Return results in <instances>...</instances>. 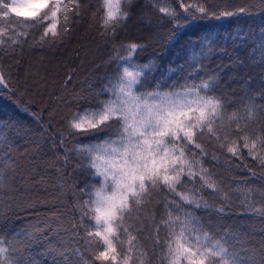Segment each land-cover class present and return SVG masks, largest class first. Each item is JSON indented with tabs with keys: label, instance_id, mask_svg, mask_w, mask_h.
<instances>
[{
	"label": "snow or ice",
	"instance_id": "1",
	"mask_svg": "<svg viewBox=\"0 0 264 264\" xmlns=\"http://www.w3.org/2000/svg\"><path fill=\"white\" fill-rule=\"evenodd\" d=\"M149 3L156 6V0ZM134 5L135 0H101L102 35L115 37L117 30L126 26ZM231 5L232 0H221L218 6H210L209 0L187 3L180 0V13L168 6L158 7L172 25L168 43L179 40L205 21L264 14V0L259 4ZM81 6V0H0V23L4 25L0 27V48L6 45L4 37L10 41V47L21 43L31 28L41 25L43 32L36 43L42 46L49 36L54 42L61 36V20L66 34L70 13L79 15ZM22 8L34 10L25 13ZM228 39L237 47L251 41L253 57L264 66V23L248 28L247 32L241 29L230 33ZM145 48L143 42L136 41L114 45L109 62H115V72L106 77L101 89L93 91L95 106L73 111L66 131L59 133L58 141H53V147L58 143L63 152L57 160L64 167L71 165L75 154L95 181L86 182L79 193L73 190L74 209L79 213L71 226L73 239L82 240L84 250L99 264H151L138 239L141 233H146L154 255L158 248L163 250L160 259L164 264H264V240L257 259L255 252L247 247L244 233L223 225L220 220L213 221L208 215L215 213L222 219L231 214L228 205L232 201L226 191L230 186L220 178L219 167L225 166L229 171L246 168L241 148L264 166V132L249 135L246 131L250 122H257L258 113L264 112V104L257 103L264 100V91L245 92L237 110L227 111L231 101L223 94L217 95L222 90L220 77L207 69L213 56L228 54L227 48L217 45L210 31L194 33L181 62L170 65L159 77L156 60L144 63L137 60ZM0 89H9L3 70H0ZM74 99L77 103H90L87 96L78 95ZM30 115L39 119L34 113ZM12 124L11 120H0V145L6 143L2 130ZM233 130L240 133L238 138L233 136ZM77 137L92 139L73 142ZM205 137L213 142L212 147L231 154L230 157L222 159L206 148L202 143ZM6 156L7 152L0 156V191L8 188L4 180L7 169H14L12 161L5 160ZM205 159L215 162L211 170L205 167ZM236 160L241 163L236 164ZM80 167L81 164L74 166ZM246 170L251 178L264 181V171L258 174ZM236 190L246 197L241 202L245 212L264 217V205L257 207L256 202L247 199L252 193L261 197L264 193L255 188ZM204 191L221 203H210L204 198ZM154 193L164 194L159 220L150 207ZM80 196L87 198L81 200ZM197 210H203L206 215L202 218ZM4 217V203L0 200V219ZM145 218L150 221L147 229ZM161 230L165 234L163 240ZM44 233L59 236L58 230L47 224L43 229L36 226L32 231L13 233L8 240L0 234V264H35L18 245L43 241ZM94 238L102 241V250L92 251ZM118 244L126 245L123 251L118 249ZM45 251L51 256L52 264H73L70 256L79 257L81 264H90L79 248Z\"/></svg>",
	"mask_w": 264,
	"mask_h": 264
},
{
	"label": "trees",
	"instance_id": "2",
	"mask_svg": "<svg viewBox=\"0 0 264 264\" xmlns=\"http://www.w3.org/2000/svg\"><path fill=\"white\" fill-rule=\"evenodd\" d=\"M179 2L180 0H156V6L154 7L149 3V0H135V5L131 11L126 26L118 29L115 37H106L105 35H102V17L104 10L101 6V0H81L82 6L79 15L70 13L69 30L66 34L63 32V20H61L59 26L61 36L54 42H52L53 38L49 36L46 38L42 46L36 43L43 32V25L31 28L28 31L27 37L21 38V43L10 47L8 46L10 41L7 37H4L6 45L3 48H0V70L4 71L5 76L9 81V89H0V120H11L13 124L2 130L6 143L0 145V156L7 152L8 156L5 157V160L10 159L14 165V169H7L4 177V180L8 185L7 190L0 191V200L3 201L5 208V217L4 219H0V234L4 236L5 240L10 239L13 233L32 231L36 226H40V228L43 229L44 225L47 224L53 229L58 222L59 225L63 223L66 231L62 233L63 235L59 233V235L62 236L59 237L64 240L65 247L68 249L79 248L83 252L85 260H88L90 264H99V262L93 260L92 255L88 251L84 250L82 240L79 238L73 239L71 227L75 222V219L79 216V213L74 209L76 198L73 196V190L79 193V190L84 187L86 182L95 183V181L88 176L81 161L75 156V154L72 155L71 165L64 167L62 161L57 160L58 156H63V152L58 143L53 147V141H58L60 138L59 133L66 131L67 120L71 117L73 111L95 106L96 97L93 95V91L101 89L107 82L106 77L113 75L115 72V62H109V58L113 55L114 45L119 46L122 42L126 43L129 41L143 42L146 45V48L139 54L137 60L140 63L147 62L149 59L156 60L158 66L156 75L159 77L160 74L165 72L170 65H176L181 62L185 55L184 49L188 47V41L194 33L199 34L204 31H210L216 39V44L223 45L227 48V55H215L207 65L209 71L217 73L220 77L222 90L221 92H218L217 95L223 94L226 100L231 101L227 104V111L231 113L232 111L237 110L241 97L245 95V92L259 94L264 91V66L253 57L252 42L249 41L248 44L237 47V45L233 44L232 41L228 39L230 33H237L241 29H244L247 32L248 28H257L260 26L264 23V14L256 15L254 17L205 21L202 22L200 27L194 28L179 40L169 44L167 38L172 30V25L164 14L158 11V7L168 6L175 9L177 13H180L182 9L179 7ZM184 2L187 3L189 0H184ZM259 2L260 0H232L231 6L239 7L245 3L259 4ZM219 4L220 2H217L216 0H209L210 6H218ZM42 11H46V9H42ZM3 26L4 25L0 23V27ZM78 33L79 35L88 33L91 39L95 35L96 43L102 45V57L100 58L102 64L94 70V78L88 90L90 94L88 97L90 103H84L83 101L79 103H71L72 110L70 111V115L67 120L62 122V125H60L61 127L59 128H56L55 124H48L44 117L38 113L37 117H39V119H35L36 126L46 140L45 143L52 156L55 168V188L61 190L65 197L64 204H62L63 210L58 209V214H56V216L45 212L27 213L26 211H21L22 213H19V209H16L18 205L16 203L17 194L15 190V182L18 177L17 160L12 156L9 145H11L10 139H12V130L14 126L18 125L21 120L29 122L30 118L34 119L30 113L35 112V107L24 100L20 91L19 83L17 82L18 80L9 67L10 61L14 57L22 59L31 51L48 50V52H51L50 50L62 49L57 60H63V62L60 61V65L63 63L66 64L65 66L61 65V71L59 74L61 77L56 92L59 93V91L62 90L64 93L69 92L73 90L76 85L80 84L76 79V75L77 73L79 74V71L82 69H78L77 63H79V61L82 62V53L79 50L83 45H81L82 43L79 41L76 44L77 49H74V47L71 46L69 47L68 45H71ZM68 76H71L70 81L67 80ZM100 98L104 99L106 97L101 96ZM257 103L264 104V100H258ZM24 109H27V111ZM243 123L244 121L241 120L242 127ZM246 131L249 135H252L253 132H264V112L258 113L257 122H250ZM239 135L240 133L233 130L234 137L238 138ZM91 139V137H77L73 142H87ZM202 143L210 151H215L217 155L222 157V159L224 157H230L231 155L212 147L213 142L209 141L207 137L204 138ZM241 151L244 154L243 164L246 165V168L237 167L231 171L225 166L218 168L220 178L224 181L225 185L230 186V189H226V191L232 201V203L228 205V207L231 208V214L223 216L222 219L217 217L215 213H208V215L211 216L213 221L220 220L223 225H231L238 231L244 233L243 239L246 241L247 247L253 250L257 259H259L262 251L261 242L264 240V217L255 216L245 212L244 206L241 202L245 200L246 197L242 191H237L236 189L255 188L258 192L264 193V181H258L251 178L249 172L246 170L251 169L259 174L264 171V166H260L257 161H254L249 157L247 155V150L241 148ZM235 163L240 164L241 162L236 160ZM77 164H81V167L78 169L74 168ZM214 166L215 162L205 159V167H208L211 170ZM59 173H61V175H59ZM66 173L67 178L69 179L68 182L64 177V174ZM244 181H247V183H242ZM163 195V193H154L150 205L155 212L157 220H159L163 213ZM203 195L210 203H221V201L211 197L208 191H204ZM79 198L83 200L87 197L80 196ZM247 199L256 202L257 207L264 205V197L256 195L255 193H252ZM197 215L203 218L206 214L203 210H197ZM129 223L132 222L130 221ZM143 223L144 227L147 229L150 221L145 218ZM133 234L136 235L137 233L133 232ZM43 235L45 238L50 237L49 233H44ZM160 235L163 240L165 236L163 230H161ZM80 236H83L82 231ZM145 236L146 233H141L138 236V239L142 248L148 252V261H150L151 264H157L158 261L159 264H164L163 260L160 259L163 250L158 248L154 255L151 243L145 238ZM94 239L95 243L92 245V251L102 250V241L98 238ZM39 242L40 241H35L33 244H22L18 246L22 248L26 257H31L35 261V264H52L51 256L48 252H45L41 247L38 248ZM125 246L117 245L118 249L121 251H123ZM70 259L73 261V264H81L79 257L77 256H70Z\"/></svg>",
	"mask_w": 264,
	"mask_h": 264
},
{
	"label": "rangeland",
	"instance_id": "3",
	"mask_svg": "<svg viewBox=\"0 0 264 264\" xmlns=\"http://www.w3.org/2000/svg\"><path fill=\"white\" fill-rule=\"evenodd\" d=\"M216 1L221 3V0ZM33 10L34 8L21 9L25 13ZM78 41L83 45L79 50L83 60L81 59L82 62L77 63L78 69H82L76 75L80 84L66 93L63 90L59 93L56 92L61 77L59 75L61 65L65 66L66 64L60 65V61L63 62V60H57L62 49L50 50L51 52L48 50L31 51L22 59L14 57L10 61L9 67L18 80L24 100L35 107V112L32 113H36V116L37 113L40 114L48 124H55L56 128L61 127L62 122L67 120L70 115L67 110L71 103L77 102L74 97L78 95L90 96L88 90L94 78L93 72L102 64L100 59L102 45L96 43L95 35L91 39L88 33L82 35L78 33L71 45L68 44L69 47L77 49ZM12 132L10 149L12 156L17 160L18 168V177L15 182L18 205L16 209H19V213L21 211L27 213L45 212L56 216L58 209L63 210L62 204H64L65 197L61 190L55 188V168L52 156L45 143L46 140L36 126L35 119L30 118L29 122L19 121ZM64 177L68 182L67 173L64 174ZM53 229L58 230L61 234L65 232L63 223L59 225L58 222ZM59 236H51L54 243L51 244L50 249H63L64 240L60 239L62 236Z\"/></svg>",
	"mask_w": 264,
	"mask_h": 264
},
{
	"label": "bare ground",
	"instance_id": "4",
	"mask_svg": "<svg viewBox=\"0 0 264 264\" xmlns=\"http://www.w3.org/2000/svg\"><path fill=\"white\" fill-rule=\"evenodd\" d=\"M72 110V106L70 105V107L68 108V110H67V112H70ZM42 192V191H41ZM52 243H54V239H52L51 237H50V242H49V237H46L43 241H40L39 243H38V248H40L41 247V249H50V246H51V244ZM65 247V242H64V244H63V248Z\"/></svg>",
	"mask_w": 264,
	"mask_h": 264
}]
</instances>
